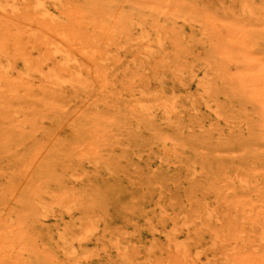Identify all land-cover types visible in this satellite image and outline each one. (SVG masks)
Returning a JSON list of instances; mask_svg holds the SVG:
<instances>
[{"label": "rangeland", "instance_id": "rangeland-1", "mask_svg": "<svg viewBox=\"0 0 264 264\" xmlns=\"http://www.w3.org/2000/svg\"><path fill=\"white\" fill-rule=\"evenodd\" d=\"M0 264H264V0H0Z\"/></svg>", "mask_w": 264, "mask_h": 264}, {"label": "bare ground", "instance_id": "bare-ground-1", "mask_svg": "<svg viewBox=\"0 0 264 264\" xmlns=\"http://www.w3.org/2000/svg\"><path fill=\"white\" fill-rule=\"evenodd\" d=\"M11 53H13V52H11ZM10 54V53H9ZM13 55V54H12ZM2 70V69H1ZM25 70V69H24ZM8 72L6 71V74H7ZM61 83V82H60ZM14 89V88H13Z\"/></svg>", "mask_w": 264, "mask_h": 264}]
</instances>
